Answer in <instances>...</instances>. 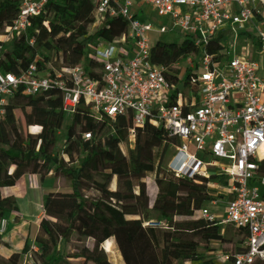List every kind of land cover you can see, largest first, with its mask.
I'll return each mask as SVG.
<instances>
[{"label":"trees","instance_id":"16d2710c","mask_svg":"<svg viewBox=\"0 0 264 264\" xmlns=\"http://www.w3.org/2000/svg\"><path fill=\"white\" fill-rule=\"evenodd\" d=\"M20 0H0V35L15 17ZM93 0H48L41 16L31 20L26 35H12L0 54V71L16 67L24 72L34 64L39 72L71 87L68 70L83 64L87 75L96 79L97 65L85 57L88 42L100 39L110 45H124L128 24L121 17L104 18L97 29ZM196 55L187 40L158 44L151 49L154 64L164 66L174 83L180 65ZM84 59V62L82 60ZM63 94L57 88L34 96L17 91L8 100L0 119V221L6 214L18 212L16 199L3 197L1 189L11 187L25 175H37L40 181L53 172L63 176L68 189L45 195L43 217L38 221L34 243L40 247L35 264H68L79 259L82 264H209L206 255L218 243L225 255L243 251L246 233L237 231L234 239L220 234L216 221L203 222V203L210 202L206 184L217 180L202 177L172 180L159 168L173 143L162 128L146 123L135 132L133 141L122 118L93 120L89 105L79 100L67 127L70 138L56 155L53 151L65 120ZM21 111L22 122L15 117ZM28 111V112H27ZM46 118L36 121L37 115ZM38 128L30 133L31 128ZM90 133L89 140L82 135ZM256 176L264 178V156L256 162ZM53 167V168H52ZM151 177L155 195H148ZM128 183L131 190L123 186ZM73 237L87 240L78 252L62 255L60 245ZM110 242L111 250L104 244ZM8 248L0 237V249ZM37 252V251H35ZM20 253L0 256V264H18ZM254 264H261L255 262Z\"/></svg>","mask_w":264,"mask_h":264},{"label":"built area","instance_id":"2783aa9c","mask_svg":"<svg viewBox=\"0 0 264 264\" xmlns=\"http://www.w3.org/2000/svg\"><path fill=\"white\" fill-rule=\"evenodd\" d=\"M48 0H20L15 17L0 35V54L12 35H26L31 20L42 15ZM95 20L121 17L128 24L127 49L96 39L86 45L96 65V79L83 64L68 70L71 87L56 73L52 79L31 64L0 71V119L17 91L34 96L57 88L63 94L65 116L76 112L79 100L89 105L93 120L122 118L133 141L146 123L166 131L173 143L162 161L169 179L202 177L211 205L225 199L222 217L201 209L203 222L246 233L243 251L225 255L217 264H264V178L256 162L264 156V78L258 60L235 51L242 36L250 39L255 55H264V0H93ZM149 9L150 12H146ZM178 33L196 49L179 68L174 83L166 67L151 60L158 44L151 34ZM45 120L46 115L40 114ZM90 139V133L82 135ZM15 220V219H14ZM12 219L0 221V236Z\"/></svg>","mask_w":264,"mask_h":264},{"label":"rangeland","instance_id":"374dc122","mask_svg":"<svg viewBox=\"0 0 264 264\" xmlns=\"http://www.w3.org/2000/svg\"><path fill=\"white\" fill-rule=\"evenodd\" d=\"M146 12H150L149 9H145ZM100 24L99 20H95V23L93 24L91 28V32H94L98 25ZM264 31V20L258 24L257 26V32ZM151 37L153 38V42L155 43L158 39V41H163L166 43L169 42H180L183 40L182 36L178 33H170V34H165V35H160L159 37L155 36L154 34H151ZM235 51L238 54H246L247 57L249 58H255L258 60V65H259V72L261 76L264 78V55L261 54L260 56L255 55L254 51L252 50L251 47V41L250 39H247L246 37L242 36L239 38L237 41V46L235 47ZM89 55V52L87 51L85 54V57ZM84 62V59L82 60L81 63ZM28 112V111H27ZM15 117L18 119V121L21 123L22 118H21V111L20 110H15L14 111ZM71 122V117L70 116H65V120L61 126V129L58 134V141L55 145L54 153L56 155H59L61 150L63 149L64 143L68 141L70 138L67 135V127ZM30 133H35L38 131V128L34 127L31 128ZM7 159H2L0 157V163H5ZM162 167L163 164H160L159 171L162 173ZM53 168V167H52ZM40 182H31V179L29 178H21L19 179L15 185L11 187H4L1 189V195L3 197L7 196H12L14 197L19 206H22V198L24 196V193L26 192V189L28 188V194L30 199V211L26 212L24 216H22V219H28L33 222H26L25 220L20 222L19 219L13 218V222L8 224L10 225V228L6 232L10 233V238H9V246L8 248H1L0 249V256L1 257H7L9 253L11 252H18L20 253V260L18 264H35V260H38L37 257L34 256V258L31 260V255H37V253L40 250V247L32 242V239L34 238L36 229H35V224H38V221L43 217V212H42V204L44 201V193L43 189L40 186ZM68 182L63 176H59L57 178L55 177H48L45 181V188L47 191H65L68 189ZM123 186L125 187L126 190H131V187L128 183H124ZM147 189H148V195L149 198L152 200L155 195V187L152 183L151 177H148L147 179ZM260 194H264V188L260 187ZM225 205V199L220 200L217 202L216 206L211 205L210 202L203 203L202 208L208 210V212L212 215H215L219 220L222 217L223 209ZM8 219H12L10 217H5ZM26 223V224H24ZM7 225V226H8ZM220 234L222 235L223 238L227 239L228 236H230V231L226 230V227H221L220 226ZM5 234V235H6ZM1 237V236H0ZM6 237V236H4ZM234 239V238H231ZM88 242L85 239H80L77 237H73L72 241L69 244L66 245H60L59 249L62 255L66 254H72L75 252H78L79 249L86 245ZM211 247L213 248L212 254L208 255V258H206L207 261H209V264H217V249L219 250V245L216 243H211ZM104 249L106 251L111 250V248L105 243L104 244ZM37 251V252H35ZM77 262L73 260H68V264H76ZM201 264V263H198Z\"/></svg>","mask_w":264,"mask_h":264},{"label":"crops","instance_id":"0c3cea01","mask_svg":"<svg viewBox=\"0 0 264 264\" xmlns=\"http://www.w3.org/2000/svg\"><path fill=\"white\" fill-rule=\"evenodd\" d=\"M2 159H6V158H2ZM48 177H54V175H53V172H49V174L44 178V180L43 181H40V179H39V177L37 176V175H25V176H23L22 178H25V180H26V178H29V179H31V182H33V183H35V182H40V186H41V188L43 189V193H44V195H48V194H52V195H54V194H57L58 192H61V191H58V190H56V191H53V192H51V191H47V189L45 188V181H46V179L48 178ZM30 199L31 198H29V194H28V188L26 189V192L24 193V196H23V198H22V203H23V205L22 206H19L18 205V202H17V200H16V203H17V207H18V212L17 213H15V214H6L4 217H10V218H15L16 220L17 219H19L20 220V222H22V221H26V222H33V221H31V220H28V219H22V216H24L25 214H26V212H28V211H30L29 209L31 208L30 207ZM24 224H26V223H24ZM9 228H10V225H8L7 226V228H6V231H5V233L3 234V235H1V239L4 241V242H6L7 243V245L9 246V238H10V233H7L6 234V232L9 230ZM35 229H37V224H35ZM226 230H229V229H226ZM230 231V230H229ZM8 232H10V231H8ZM6 234V235H5ZM223 235V234H222ZM4 236H6V237H4ZM227 239H231L230 238V236H228L227 237ZM32 242H34V240L32 239ZM110 248H111V243L110 242H107L106 243ZM216 244H218V243H216ZM218 249H217V253H218ZM210 254H212V252L211 253H208L207 255H206V258H208V255H210ZM73 261H75V262H77L76 264H82V261L81 260H79V259H75V260H73ZM195 264H198V263H195Z\"/></svg>","mask_w":264,"mask_h":264},{"label":"bare ground","instance_id":"6f19581e","mask_svg":"<svg viewBox=\"0 0 264 264\" xmlns=\"http://www.w3.org/2000/svg\"><path fill=\"white\" fill-rule=\"evenodd\" d=\"M36 121H42L43 120V116L41 115H37L36 118H35Z\"/></svg>","mask_w":264,"mask_h":264}]
</instances>
